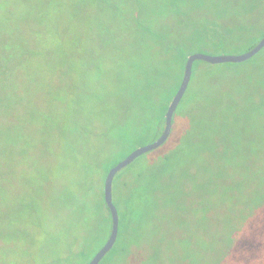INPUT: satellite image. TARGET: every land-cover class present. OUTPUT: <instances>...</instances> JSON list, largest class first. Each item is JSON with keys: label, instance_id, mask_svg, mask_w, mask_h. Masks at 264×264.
I'll use <instances>...</instances> for the list:
<instances>
[{"label": "rangeland", "instance_id": "1", "mask_svg": "<svg viewBox=\"0 0 264 264\" xmlns=\"http://www.w3.org/2000/svg\"><path fill=\"white\" fill-rule=\"evenodd\" d=\"M246 3L0 0V61L14 54L0 63V264H50L78 250L80 214L56 207L47 216L48 201L84 168L94 195L114 162L151 140L147 116L132 107L131 82L141 86L146 75L133 63L148 58L159 80L162 36L195 39L199 26L210 28L207 16L240 14ZM248 15L261 18L264 0ZM257 28L264 33V22ZM221 85L225 103L210 100L207 126L183 122L179 136L114 177L119 236L102 264H264V70L227 68ZM138 99L143 105L145 96ZM138 173L124 191L121 180Z\"/></svg>", "mask_w": 264, "mask_h": 264}, {"label": "trees", "instance_id": "2", "mask_svg": "<svg viewBox=\"0 0 264 264\" xmlns=\"http://www.w3.org/2000/svg\"><path fill=\"white\" fill-rule=\"evenodd\" d=\"M247 1L249 2L250 6H247L246 3L245 10L240 14L232 13L226 15L221 13H213L210 16H207L205 19L207 22H209L210 28L204 31L205 29L199 26V28L197 29V38L195 39L189 38L186 40V38H182L178 41H169L168 38L162 36V40L166 42L165 44L168 45L165 47L163 54L161 53L160 56H158L160 62L162 63V68L160 67V70L158 72V75L160 76L159 80L152 75L151 69H153L154 64L152 65L148 58L145 61L142 58L141 60L133 63V68L142 70L141 73L146 74L145 77H142L141 79V86L137 85L134 81L131 82L132 86H135V91L130 93L132 107L135 108L134 110L136 112L143 113L144 116H147V125L150 128L153 127V129L148 132L151 140L146 142L145 144L156 139L163 129L165 111L180 84L184 63L188 55L194 52H204L213 55L241 54L236 53L235 49H238L241 46H245L247 47V49L244 52H246L251 47H253L264 35V33L260 32L257 28V25L260 23V21L264 22V15L261 16V18L258 17L254 20L248 15L249 8L254 6V4L258 0ZM5 48L9 49L6 45ZM192 48H199L200 50L193 51ZM152 52L153 51L150 48L148 49L147 54H153ZM5 55L6 56L2 59V61H0L1 64L4 62V64H2L3 68L5 66V62H7L6 64H8L14 57V54H12L10 50H7V54ZM258 63H260V66H262V69L264 70V48L253 58L243 63H225L211 65L202 61L195 62L192 66L191 78L192 80L194 79L195 82L189 83L188 88L173 115L171 133L167 141L175 139L177 136H179L180 130L183 126L182 124L187 120L192 127L191 130L203 127L204 124L205 126H207L205 115H207L210 100L219 99V103L221 105L225 103L228 89L223 88L221 85V82L223 80V72L225 69L240 68L246 65H257ZM9 69L10 68H8V71ZM217 79H219V81H217ZM169 85L173 86V90L171 91V93L168 92ZM0 88V92H7L4 86L0 85ZM156 89L157 92L160 91V94L157 98L153 94ZM216 90L217 92H214ZM0 95L3 96L5 94ZM140 96L142 98L145 96V102L143 105L138 104V98ZM8 101V99H3V103H7ZM228 103L229 102H227V104ZM5 106L7 108H10L11 104H4V107ZM158 107H160V113L156 115L155 112ZM3 113L4 110L2 114ZM187 133L185 134V139ZM193 139L194 134L192 132V136L190 137L189 141L192 142ZM137 147L139 146L133 147L131 150H129V152ZM160 149L161 147L156 149L155 151H159ZM128 153H126V155ZM145 155L137 158L131 165L119 172L117 176L122 175L125 171H129L130 168L134 165L143 163L142 159L145 157ZM163 159L167 161L169 160V156L164 155ZM117 162H114L111 167ZM100 163H102V161L99 162L98 159L97 161H95V164L100 165ZM107 172L108 171L103 174L101 181H99L100 189L97 193L94 194L95 196L92 192V186L94 183L93 178L86 170V168H84L81 172V176L77 177L71 185H67L66 187L57 189L54 193V199L48 201L51 205V208L48 211L47 216H50V214L54 213L52 211L56 207L60 208L61 213L65 217L69 218L72 217L70 215L78 212L80 214V221L82 223V226L86 230V233L84 231V236L81 238L82 242L79 244L77 251H70L66 257H55L50 264H87L93 254L106 241L110 231V215L103 200V181ZM139 178L140 173L133 175V177H124L120 182L121 188L126 191L132 184L133 179ZM113 193L114 192L112 186V200ZM33 202L34 203H30L29 206H27L28 209L32 210V214L37 213L36 207L38 206L35 199ZM129 205L127 204L123 209L124 213L129 210ZM115 207L118 211L119 216L120 211L116 205ZM136 222L137 221H135V223ZM49 223L51 224V220ZM40 224L41 223L38 222L36 230L38 232H44L43 227ZM69 224L71 223L69 222ZM66 229L67 231H69V229H71V226L69 225ZM23 234L24 233H22V235ZM46 235L47 233H45L44 236ZM117 240L116 243L118 242ZM67 241H69V245L73 244V241L71 242L70 239H68ZM51 243V245H55L56 242L51 241ZM115 247L116 244L106 256L111 255V253L115 250ZM124 251L125 249H120L121 253ZM105 257L103 258L104 260ZM104 260H102L100 264H102Z\"/></svg>", "mask_w": 264, "mask_h": 264}, {"label": "water", "instance_id": "3", "mask_svg": "<svg viewBox=\"0 0 264 264\" xmlns=\"http://www.w3.org/2000/svg\"><path fill=\"white\" fill-rule=\"evenodd\" d=\"M264 48V35L258 42L241 54L213 55L204 52H194L187 56L180 84L173 95L164 114V126L159 136L153 141L141 145L129 152L123 159L113 165L105 175L103 181V200L110 215V231L104 244L93 254L87 264H100L103 258L111 251L118 237L119 216L112 200V183L114 177L131 165L137 158L160 148L169 138L172 128L173 115L180 104L191 80L192 66L196 61H202L211 65L225 63H243L257 55Z\"/></svg>", "mask_w": 264, "mask_h": 264}]
</instances>
